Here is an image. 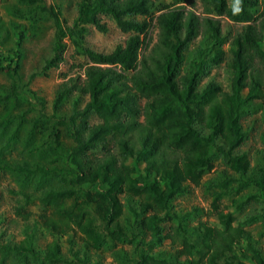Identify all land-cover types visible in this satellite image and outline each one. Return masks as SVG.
Masks as SVG:
<instances>
[{
  "label": "trees",
  "instance_id": "trees-1",
  "mask_svg": "<svg viewBox=\"0 0 264 264\" xmlns=\"http://www.w3.org/2000/svg\"><path fill=\"white\" fill-rule=\"evenodd\" d=\"M24 1L47 12L55 24L54 53L46 60L45 69L63 60L65 37L89 59L84 78L70 77L59 85L54 110L75 91L87 95L88 101L83 108L56 117L53 143L38 150L39 154L47 152L56 157L52 166L31 167L26 162L13 165L0 160V170L15 171L23 180L53 174L68 182L66 187L44 188L37 198L25 196L26 204L37 200L45 209L38 224L53 239L44 250L35 247V231L26 229L20 241L0 242V264H12L11 257L15 264L66 263L60 239L69 235L72 247L75 233L94 249L107 238L138 248L146 245L143 231L153 245L179 236L183 248L175 253H154L155 246L151 245L133 264H264V252L249 230L236 222L233 212L220 208L233 179L223 183L227 190L215 194L217 226L201 222L193 234L187 233L180 222L175 233L163 234L162 226L167 220H179L170 212V200L183 193L188 182L200 184L212 148L234 172L246 174L252 169L250 157L239 149L247 136L241 122L244 107L257 100L264 103V11L256 13L260 0H239V4L237 0L232 4L227 0H201V13L187 5L193 0H175L162 5L157 16L152 14L155 0H77V14L66 27L54 5L44 0ZM237 7L242 9L238 13ZM223 16L243 24L230 42L228 60ZM105 17L129 33L125 42L110 52L85 44L88 25L108 30ZM154 20L158 39L144 51ZM15 29L14 53L19 57L25 34ZM200 36L205 41L181 74L185 49ZM225 62L231 73L229 89L214 80L199 86L207 65ZM18 69V62L12 66L0 58V71L13 80L11 92L0 100L18 93ZM92 115L97 116V122H92ZM196 124L208 133L198 130ZM63 137L71 139L73 145L68 146ZM250 183L264 189V169L261 176L243 185ZM23 213L24 217L30 215ZM242 241L246 244L239 247ZM73 254L75 258L69 264H91L77 256L78 251L73 250Z\"/></svg>",
  "mask_w": 264,
  "mask_h": 264
},
{
  "label": "rangeland",
  "instance_id": "rangeland-1",
  "mask_svg": "<svg viewBox=\"0 0 264 264\" xmlns=\"http://www.w3.org/2000/svg\"><path fill=\"white\" fill-rule=\"evenodd\" d=\"M48 5H54L61 12L64 26L70 25L77 14V0H44ZM152 14L157 16L159 8L175 0H155ZM232 4L234 0H227ZM187 4V3H186ZM198 13L203 11L201 0L188 2ZM264 11V0H260L256 13ZM156 20V19H155ZM154 20L146 39L148 51L157 41L159 28ZM108 25L106 32L99 31L94 25H88L85 44L97 51L110 52L118 44H123L129 33L119 29L116 23L105 17ZM223 34L227 38L225 49L227 60L231 57L229 47L234 36L241 31L243 24L232 21L226 16L221 17ZM15 26L24 32L25 38L15 56ZM56 28L53 19L45 11L38 9L36 4H29L24 0H0V58L5 63L16 66L19 63L16 80L20 84L18 93L8 99L0 100V160L5 164H19L26 162L31 167L36 165L52 166L55 156L38 150L48 147L54 141L56 117L69 115L74 108H83L88 101V96L75 91L68 95L59 109L54 110V102L59 85L70 77L84 78V68L89 59L81 54L69 37L64 38L65 51L63 60L58 66L45 69L46 60L53 56L56 42ZM205 37L194 39L184 52V63L181 74L197 55V50L202 46ZM18 60V61H17ZM206 72L200 76L199 86L203 87L210 80L219 82L223 88L229 89L231 73L225 63L207 65ZM12 78L5 71H0V97L4 98L11 92ZM144 101H141L143 105ZM92 122H97L96 115L91 116ZM242 127L247 132L246 140L239 152H246L251 159L252 169L246 174L236 173L225 163L222 155L216 148L210 151L211 160L206 167L200 184L188 182L183 193L170 200V212L176 214L179 220L163 222V234L174 229L180 222L183 229L193 234L201 222L217 226V212L213 201L217 191L227 190L223 187L226 179H233L229 192L222 196L221 207L224 212H233L237 223H242L257 242L258 247L264 252V189L250 183L244 186L243 182L262 175L264 169V103L257 100L244 107L241 117ZM196 128L207 134L208 130L201 124ZM32 135V137H30ZM63 142L72 146L71 139L63 137ZM47 149H45L46 151ZM59 164V161L56 162ZM55 163V164H56ZM144 165V164H143ZM64 166V165H61ZM62 168V167H61ZM64 169V168H62ZM67 181H62L53 174L32 175L23 180L15 171L0 170V242L9 243L20 241L24 231L34 230L35 247L44 250L46 244L53 236L39 225L40 216L45 211L44 207L36 200L26 204V195L31 194L37 198L46 187H66ZM21 212L23 215H21ZM23 212H29L24 217ZM127 216L133 215L127 211ZM236 223V224H237ZM146 245L136 247L124 241L107 238L99 249L87 247L79 234L75 233L74 244L71 247L68 236L60 239L62 254L69 264L75 258L73 250L78 251L77 256L86 259L91 264H133L138 254L147 252L149 247H154V253H175L183 248L182 240L165 238L163 242L151 244L150 236L144 231L141 233ZM190 239L194 240L191 236ZM242 241L238 246L244 247ZM73 248V250L71 249ZM9 262L15 264V258ZM18 264H37L29 261Z\"/></svg>",
  "mask_w": 264,
  "mask_h": 264
},
{
  "label": "clouds",
  "instance_id": "clouds-1",
  "mask_svg": "<svg viewBox=\"0 0 264 264\" xmlns=\"http://www.w3.org/2000/svg\"><path fill=\"white\" fill-rule=\"evenodd\" d=\"M237 3L239 4V0H237ZM242 9L240 8V7H237L236 9H235V12H239V11H241Z\"/></svg>",
  "mask_w": 264,
  "mask_h": 264
}]
</instances>
